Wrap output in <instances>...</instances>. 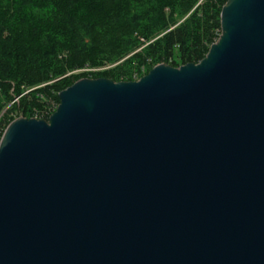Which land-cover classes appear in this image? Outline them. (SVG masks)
Wrapping results in <instances>:
<instances>
[{
	"label": "water",
	"instance_id": "obj_1",
	"mask_svg": "<svg viewBox=\"0 0 264 264\" xmlns=\"http://www.w3.org/2000/svg\"><path fill=\"white\" fill-rule=\"evenodd\" d=\"M58 102L0 138V264H264V0L196 64Z\"/></svg>",
	"mask_w": 264,
	"mask_h": 264
},
{
	"label": "trees",
	"instance_id": "obj_2",
	"mask_svg": "<svg viewBox=\"0 0 264 264\" xmlns=\"http://www.w3.org/2000/svg\"><path fill=\"white\" fill-rule=\"evenodd\" d=\"M226 1L0 0V110L11 103L0 138L13 114L48 121L73 72L120 62L91 78L130 82L158 63H198Z\"/></svg>",
	"mask_w": 264,
	"mask_h": 264
},
{
	"label": "rangeland",
	"instance_id": "obj_3",
	"mask_svg": "<svg viewBox=\"0 0 264 264\" xmlns=\"http://www.w3.org/2000/svg\"><path fill=\"white\" fill-rule=\"evenodd\" d=\"M120 62H118V63H115V64H113V65H111V66H106V67H102V68H98V69H83V70H79V71H76V72H73L72 74L73 75H77L78 76V78H79V80L80 79H85V78H88V79H93V78H91L94 74H96V73H100V72H103V71H105V70H108V69H111V68H113V67H115V66H117V64H119ZM159 64H164V63H158V64H156V65H159ZM156 65H154V66H156ZM153 66V67H154ZM152 67V68H153ZM177 68V67H176ZM145 70H146V68H145ZM142 71V75L141 76H143V75H146V71ZM141 78V77H140ZM139 79V78H138ZM138 79H136V80H134V81H137ZM17 100V99H16ZM10 105H11V103L8 105V106H4L3 108H1V110H0V117L6 112V110L10 107ZM55 110H53V111H51L50 112V115L54 112ZM49 115V116H50ZM13 116H14V118L12 119V120H10V122H12L13 120H15V119H17V118H24V117H22V116H16V114H13ZM16 116V117H15ZM9 122V123H10Z\"/></svg>",
	"mask_w": 264,
	"mask_h": 264
}]
</instances>
